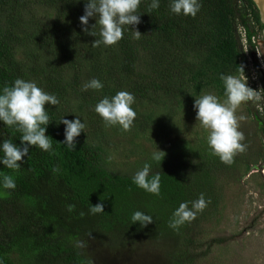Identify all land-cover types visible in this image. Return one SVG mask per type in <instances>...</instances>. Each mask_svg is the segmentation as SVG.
<instances>
[{
	"label": "trees",
	"instance_id": "trees-1",
	"mask_svg": "<svg viewBox=\"0 0 264 264\" xmlns=\"http://www.w3.org/2000/svg\"><path fill=\"white\" fill-rule=\"evenodd\" d=\"M87 2L0 0V94L21 78L59 100L58 105H45L52 120L46 135L53 151L31 146L18 171L0 162V264H132L139 256L152 264H192L212 244L225 240L198 242L191 236L192 222L179 230L169 227L175 209L182 202L191 208L206 188L203 167L185 159L157 163L151 174L161 175L160 194L154 195L133 183L134 175L109 171L102 149L88 138L79 135L76 149L61 143L65 134L58 121L64 111L71 113L68 103L76 98L95 130L102 120L96 104L117 91H127L136 100L177 98L175 102L193 109L187 82L200 85L198 79L208 71L214 76L203 84L241 71L236 27L244 26L246 40L251 33L237 14L236 2L254 19L246 11L251 1L199 0L202 7L192 17L172 13L171 0H159V7L148 13L152 0H141V23L135 26L140 39H133L132 26H124L123 38L107 47H92L99 35L83 30L79 18ZM36 5L51 11L50 20L31 18L25 26L23 16ZM95 23L89 18V30ZM93 31L99 33V26ZM14 46H31L33 51H26V59L19 62L13 58ZM86 77L100 80L103 88L83 90ZM21 135L0 121V160L3 141L22 146ZM4 175L12 176L15 189L3 187ZM100 202L104 212L90 214V207ZM137 210L151 215L153 223L144 228L133 224Z\"/></svg>",
	"mask_w": 264,
	"mask_h": 264
},
{
	"label": "rangeland",
	"instance_id": "rangeland-1",
	"mask_svg": "<svg viewBox=\"0 0 264 264\" xmlns=\"http://www.w3.org/2000/svg\"><path fill=\"white\" fill-rule=\"evenodd\" d=\"M236 8L237 14L246 20L245 25L251 28V20L247 13L241 10L239 2H236ZM51 16L50 10L36 5L33 11L23 16V19L25 26H28V20L31 18L48 22ZM89 18L90 21L97 19ZM243 28L244 26L241 25L236 27L241 44L236 62L241 71L227 75L246 77L248 86L258 91V74L253 68L256 58L251 56L249 53L251 47L243 40ZM30 47L14 46L13 58L24 62L26 59L24 54L31 50ZM213 76L214 74L208 71L204 77L198 79L200 85L194 80L187 82V90L192 93L193 101L205 93L215 94L221 101L225 99L222 81L203 84ZM90 80V77H86L84 81ZM195 87L197 89H194ZM152 97V99H135L131 107L136 112V117L130 131H123L119 125L105 127L103 119L100 127L94 130V123L87 121L76 98L68 103L71 113L67 115L68 111H64L59 120L62 117L74 120L78 115L81 122L86 125L80 136L88 138L102 149L103 164L112 172L134 175L146 162L151 164L153 170L158 162L153 161L151 156L158 149L166 153L162 161L175 162L185 159L194 166L200 164L205 171L204 178L208 179L207 184L206 180L204 182L206 188L203 190L208 203L203 212L198 213L196 219L192 221L191 236L201 243L213 237H224L225 240L212 244L205 256L198 257L192 264H264V106H262L264 103L262 98L242 103L237 109V116L246 117V120L240 122L239 130L244 133V143L248 147L244 153L234 158L233 164L227 165L222 163L218 156L212 154L207 143L208 132L196 120V109H187L185 105L174 101L177 98ZM58 125L64 132L65 125L59 122ZM203 248L202 245L196 251ZM134 261L135 264H152L142 256Z\"/></svg>",
	"mask_w": 264,
	"mask_h": 264
},
{
	"label": "clouds",
	"instance_id": "clouds-1",
	"mask_svg": "<svg viewBox=\"0 0 264 264\" xmlns=\"http://www.w3.org/2000/svg\"><path fill=\"white\" fill-rule=\"evenodd\" d=\"M140 3L141 0H88L84 14L79 19L85 26L83 30L86 33L100 37L92 42V47L117 44L123 38L124 26H132L129 28L133 30V39H140L142 33L135 27L141 23L138 13ZM158 7L159 0H152L148 13ZM201 7L199 0H171L169 4L172 13H182L192 17L196 16ZM89 17L97 18L91 30L87 27ZM97 25L99 33L93 31ZM220 79L224 85L225 99L221 101L215 94L205 93L196 97L193 107L197 110L196 120L208 132L207 143L212 154L218 156L222 163L231 165L235 162L234 158L244 153L248 147L244 143V133L239 130L240 122L246 120V117L237 116L236 111L242 103L259 100L260 93L248 86L246 77L221 74ZM102 88L103 84L96 78L83 85V90ZM134 103L133 94L118 91L111 98L105 96L101 99L95 106V112L103 119L105 127L119 125L123 131H130L136 117V112L131 107ZM46 104L55 106L59 104V100L55 95L39 88L34 81L17 78L12 86L3 88L0 94V121L22 133L20 137L22 146L16 145L11 140L3 141L4 155L0 162L8 169L18 171L24 162L23 158L28 156L31 146H37L50 153L53 151L52 140L46 135V126L52 121L46 111ZM58 122L65 125V139L61 143L70 149H76V138L84 131L85 123L81 122L78 115L74 120L62 117ZM165 155L163 150L158 149L152 153L151 159L161 164ZM151 173V164L146 162L132 177L133 183L149 193L159 195L161 175L159 172ZM3 187L15 189L16 184L12 176H3ZM207 203L203 193L197 200L191 202V208L189 202H182L173 212L169 227L179 230L186 222H192L197 214L207 207ZM74 209V204L68 205L69 211ZM102 212H104L103 202L92 205L89 209V213L93 215ZM84 214L81 212L82 216ZM131 220L133 224L139 223L141 228L153 223L151 215L139 210L132 214ZM89 235L91 236V233ZM78 245L83 246V242H78Z\"/></svg>",
	"mask_w": 264,
	"mask_h": 264
},
{
	"label": "flooded vegetation",
	"instance_id": "flooded-vegetation-1",
	"mask_svg": "<svg viewBox=\"0 0 264 264\" xmlns=\"http://www.w3.org/2000/svg\"><path fill=\"white\" fill-rule=\"evenodd\" d=\"M250 1L251 5L249 9L246 8V11L251 12L250 14H252V17L254 16V19H251L249 16L252 26L251 28H247L251 35L249 40H246V38L244 37L245 35H243V40L249 47H251H248L251 56H254L256 58L255 63H253V68L257 70L259 80L258 92L260 93V98H262L263 100L262 103H264V78L261 76L260 68L261 65L264 67V0Z\"/></svg>",
	"mask_w": 264,
	"mask_h": 264
},
{
	"label": "built area",
	"instance_id": "built-area-1",
	"mask_svg": "<svg viewBox=\"0 0 264 264\" xmlns=\"http://www.w3.org/2000/svg\"><path fill=\"white\" fill-rule=\"evenodd\" d=\"M260 68H261V76L264 78V67L261 65Z\"/></svg>",
	"mask_w": 264,
	"mask_h": 264
}]
</instances>
